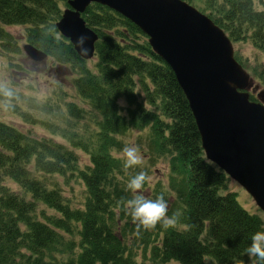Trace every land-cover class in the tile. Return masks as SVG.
I'll return each instance as SVG.
<instances>
[{"label": "trees", "instance_id": "16d2710c", "mask_svg": "<svg viewBox=\"0 0 264 264\" xmlns=\"http://www.w3.org/2000/svg\"><path fill=\"white\" fill-rule=\"evenodd\" d=\"M62 4L66 0H0V39L3 24H26L31 44L76 70L71 85L78 98L63 102L65 126L38 120L48 136L0 120V264L245 262L262 219L238 202L227 189L228 176L204 157L171 68L133 22L97 2L81 12L96 33L95 61L87 67L55 27ZM207 5V15L231 41L247 37L264 51V0H208ZM55 106L46 104L48 111ZM134 127L145 135L151 157L169 158L174 196L168 215L179 214L175 227L157 224L137 231L124 209L128 174L112 149ZM74 148L86 154L87 163L78 164ZM54 176L80 184V197L64 196ZM160 194L152 190L146 197Z\"/></svg>", "mask_w": 264, "mask_h": 264}, {"label": "water", "instance_id": "95a60500", "mask_svg": "<svg viewBox=\"0 0 264 264\" xmlns=\"http://www.w3.org/2000/svg\"><path fill=\"white\" fill-rule=\"evenodd\" d=\"M90 2L115 10L146 34L186 98L204 157L264 212V89L256 92L259 100L249 98V74L223 29L185 0H66L55 27L81 58L92 56L96 39L80 15ZM81 36L88 38L83 44ZM21 47L32 60L46 57L29 42Z\"/></svg>", "mask_w": 264, "mask_h": 264}, {"label": "rangeland", "instance_id": "374dc122", "mask_svg": "<svg viewBox=\"0 0 264 264\" xmlns=\"http://www.w3.org/2000/svg\"><path fill=\"white\" fill-rule=\"evenodd\" d=\"M207 1L193 0L187 2L207 15V10L204 9L205 6H208ZM63 6L64 4H62ZM3 27L5 36L0 39V120L34 136H48L50 133L38 120L47 118L65 126L64 112H61L63 102L70 99L76 102L78 99L71 85V78L76 70H72L69 64L65 63L64 66L59 64L50 55L38 61L29 58L21 48V45L28 41L26 39L28 29L26 24H3ZM231 44L235 58L250 76V87H255L254 90L250 89L252 96L255 97L258 90L264 89V51L256 48L247 37L233 40ZM84 60L87 67H92L95 57L92 56ZM46 104H56V106L48 111ZM21 111H24L25 114L27 112L25 117H22ZM53 137L56 140L63 141L58 135ZM119 138L117 147L112 149L113 155L124 162L121 158L122 149L125 146L135 145L139 147L143 157L142 165L125 169L128 180L130 181L140 171L146 172L152 179L145 184L143 194L147 196L152 193V190H156L164 196L169 206L174 192L171 184L168 183L170 171L168 156L151 157L145 135L137 127L124 132ZM74 152L80 166L87 163V156L83 151L74 148ZM53 179H56L60 184L64 196L72 197L71 193L74 192L75 196L73 198L80 197V184H75V181L70 179L68 184L71 187H69V185L63 183L60 177L54 176ZM6 183L12 188L16 187L9 179L6 180ZM226 186L228 190L236 193L238 202L246 210L257 214L262 219V227L259 231H264V213L255 205L250 195L230 177H228ZM128 192L131 199L133 194L129 190ZM245 257L247 260L240 262V264H247L249 257L246 253ZM162 264L180 263L171 260Z\"/></svg>", "mask_w": 264, "mask_h": 264}, {"label": "clouds", "instance_id": "9594fccd", "mask_svg": "<svg viewBox=\"0 0 264 264\" xmlns=\"http://www.w3.org/2000/svg\"><path fill=\"white\" fill-rule=\"evenodd\" d=\"M88 38L81 36L78 39L79 44H83ZM85 54L87 49H84ZM123 107L125 102H119ZM117 115H124L123 112H117ZM121 158L124 160L125 169L140 166L143 163V157L138 146H125L122 149ZM150 177L146 172L140 171L133 176L127 184L128 190L133 194L131 199L122 201L124 209L131 216L137 231L141 228L152 230L157 224L164 228L175 227L178 221V213L172 216L168 215V201L163 195L156 199H149L143 194L146 183L150 182ZM249 257V264H264V231L256 232L251 238V244L245 250Z\"/></svg>", "mask_w": 264, "mask_h": 264}]
</instances>
